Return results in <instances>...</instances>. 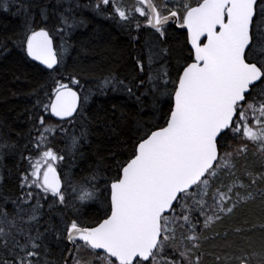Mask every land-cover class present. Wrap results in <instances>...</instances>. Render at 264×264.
Segmentation results:
<instances>
[{
  "label": "snow or ice",
  "instance_id": "1",
  "mask_svg": "<svg viewBox=\"0 0 264 264\" xmlns=\"http://www.w3.org/2000/svg\"><path fill=\"white\" fill-rule=\"evenodd\" d=\"M6 16L0 66L43 79L0 119V264H264V0H0ZM96 19L127 59L90 83L73 38Z\"/></svg>",
  "mask_w": 264,
  "mask_h": 264
},
{
  "label": "trees",
  "instance_id": "2",
  "mask_svg": "<svg viewBox=\"0 0 264 264\" xmlns=\"http://www.w3.org/2000/svg\"><path fill=\"white\" fill-rule=\"evenodd\" d=\"M131 2V0H125ZM18 19L6 16L0 19V31L4 30V25H8V30L18 25ZM74 42L80 51V63L85 69V77L90 83L94 77H99L109 70L119 69L123 71V65L127 59V37L119 32L108 21L96 19L92 24L83 30H79L74 36ZM73 55H76L73 52ZM20 70L12 65L0 66V119L7 117L12 120L17 113L29 104V98L24 93L42 81L39 73L31 67H26L23 71L28 74L27 81L23 76L20 81H14L12 72ZM15 92L16 95H12ZM96 104H102L104 107H111V103H121L122 97H93ZM95 107V105H94ZM129 113L128 119H133L131 115L133 109L131 106L124 108Z\"/></svg>",
  "mask_w": 264,
  "mask_h": 264
}]
</instances>
